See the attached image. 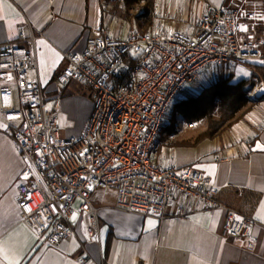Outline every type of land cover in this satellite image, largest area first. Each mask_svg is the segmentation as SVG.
Returning <instances> with one entry per match:
<instances>
[{"label":"built area","instance_id":"built-area-1","mask_svg":"<svg viewBox=\"0 0 264 264\" xmlns=\"http://www.w3.org/2000/svg\"><path fill=\"white\" fill-rule=\"evenodd\" d=\"M259 23H264L262 13L235 4L209 9L194 36L130 29L118 38L100 30L86 39L83 51L63 54L59 80L65 89L81 85L95 92L83 132L67 139L59 135L66 93L52 106L46 104L38 77L37 37L29 25V34L19 26L15 41L0 44V118L24 165L17 194L23 223L57 248L74 236L78 214L84 241L100 247L95 191H112L119 211L159 220L175 201L191 200L225 211L222 236L241 238L244 248L253 251L257 238L252 219L223 205L208 176L191 166H162L156 158L163 121L186 86L208 66L246 67L263 59V40L254 35ZM257 88L264 92L260 85L251 96L260 95ZM79 262L85 264L86 257Z\"/></svg>","mask_w":264,"mask_h":264},{"label":"crops","instance_id":"crops-1","mask_svg":"<svg viewBox=\"0 0 264 264\" xmlns=\"http://www.w3.org/2000/svg\"><path fill=\"white\" fill-rule=\"evenodd\" d=\"M235 4L264 15V0H153L149 11L154 9V20L144 23L141 15L133 22L142 31L194 36L209 9ZM139 7L144 15L145 3L142 1ZM115 10H126L123 0H0V44L15 41L19 26H25L29 34V25L37 37L38 77L46 103L54 104L58 95L66 93L60 110L66 105L76 107L75 98L70 100L69 96L75 87L83 86L74 85L67 90L59 80L65 68L63 54L83 51L86 39L97 36L100 30L113 33L114 21L103 13ZM259 24L264 28V23ZM254 33L263 40L264 51V29L260 34L256 30ZM263 63L264 57L246 67L228 63L208 66L196 85L194 82L191 87L186 86L177 96L171 111H176L182 100L196 97L218 80L227 81L228 85L247 82L248 107L233 124L212 138L198 140L207 126L194 130L201 121L194 122L192 128H182L187 126L182 123L181 132L169 135L192 141V161L186 166L194 167L218 186V199L223 205L252 219L251 230L257 238L253 251L244 248L241 238L222 236L225 211L207 209L191 200H177L167 208L166 217L159 220L117 210L112 191L102 192L94 199L99 208L100 247L84 241L78 214L74 215V236L57 248L49 246L21 220L17 194L24 165L10 129L0 118V264H81V257H86L85 264H264V92L257 88L260 95H250L264 84L253 85L258 78L254 68ZM92 93L93 101H80L85 108L84 117L73 136L83 132L90 118L95 101V92ZM166 121L165 118L161 128L173 123L172 118ZM159 142L158 137V149ZM156 162L162 166H185L174 162L173 152L169 161L163 162L157 156Z\"/></svg>","mask_w":264,"mask_h":264},{"label":"rangeland","instance_id":"rangeland-1","mask_svg":"<svg viewBox=\"0 0 264 264\" xmlns=\"http://www.w3.org/2000/svg\"><path fill=\"white\" fill-rule=\"evenodd\" d=\"M141 10L142 9H140L138 4L136 7L132 9V11L128 12L127 14L125 13V10L106 11L103 14L107 16L109 20L114 21L115 27H113V33H115V35L117 36H120V38H124L126 33L130 29H139V26L137 24H134L133 19L138 20L139 17L142 15V18L144 19V23L149 22L150 20L151 21L154 20V11H153L154 9H151V11H149L150 9L148 7V11L147 12L144 11V15L141 12ZM105 31L109 32L108 30ZM113 33L110 32L111 35H113ZM197 82L198 81H196L194 84L196 85ZM187 87H191V86L188 85ZM84 88L75 87V90L69 96L70 100L71 99L73 100L75 98L76 107H74V105H66L59 112V125H60L59 135L62 138L67 139L70 137H75L73 135L77 132L79 126L81 125V118L83 120L85 108L84 106L82 107V102L80 104V101H82L83 99L84 103H87V101L91 102L94 100L92 93L93 91L92 90L86 91L84 90ZM191 103L192 101H188V100L187 102H180L176 107V111H170L169 115L166 117L167 119L166 122H169L171 118H174L173 120L174 122L172 126L171 123L169 124L170 126L166 124L164 126L170 130L172 129L170 133H168L165 130L164 132H161V134H159L160 142H159V149L157 150V156H159L160 159L163 160V162L169 161L173 152L174 162L177 165L186 166V164L187 165L191 164L192 153L190 151H193L191 148V146H193V144L191 143L192 141L183 140L181 136L169 138L170 137L169 135L171 134L173 135L177 132L178 133L181 132L182 123L189 124L188 122L190 121H188V119L185 118V116L181 113V109L190 106ZM46 104L48 106H52L53 103L47 102ZM206 125H207L206 121L202 120L200 124H196V129L194 130L200 131ZM102 192L105 191H101V190L95 191L92 196V200L94 201V199H97V197L101 195ZM79 204H80L79 200L75 202L74 210H77Z\"/></svg>","mask_w":264,"mask_h":264},{"label":"trees","instance_id":"trees-1","mask_svg":"<svg viewBox=\"0 0 264 264\" xmlns=\"http://www.w3.org/2000/svg\"><path fill=\"white\" fill-rule=\"evenodd\" d=\"M125 5V13L135 5L145 3V11L151 6L153 0H123ZM262 24H258L255 28L260 34L264 28ZM257 79L253 80V85L259 82L264 83V63L262 66L255 67ZM247 82H240L236 85H228L227 81L218 80L213 85L201 91L199 95L188 99L192 101L190 106L181 109V113L190 123L206 121V130L199 136L198 140L214 137L223 127L229 126L239 118V114L246 110L249 105L248 89L245 87ZM183 102V101H182ZM187 102V100L185 101ZM174 118H172V122ZM173 123H171L172 126ZM170 126V125H169ZM171 132L170 129L163 127L161 131Z\"/></svg>","mask_w":264,"mask_h":264},{"label":"snow or ice","instance_id":"snow-or-ice-1","mask_svg":"<svg viewBox=\"0 0 264 264\" xmlns=\"http://www.w3.org/2000/svg\"><path fill=\"white\" fill-rule=\"evenodd\" d=\"M41 43H43V42H41Z\"/></svg>","mask_w":264,"mask_h":264}]
</instances>
